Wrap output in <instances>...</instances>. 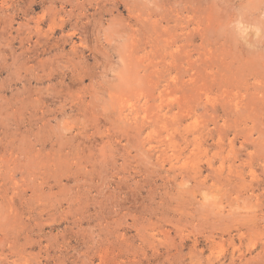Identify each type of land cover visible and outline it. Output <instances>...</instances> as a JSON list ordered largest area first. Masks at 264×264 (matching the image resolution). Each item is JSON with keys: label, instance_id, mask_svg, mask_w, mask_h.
Segmentation results:
<instances>
[{"label": "rangeland", "instance_id": "obj_1", "mask_svg": "<svg viewBox=\"0 0 264 264\" xmlns=\"http://www.w3.org/2000/svg\"><path fill=\"white\" fill-rule=\"evenodd\" d=\"M0 264H264V0H0Z\"/></svg>", "mask_w": 264, "mask_h": 264}]
</instances>
